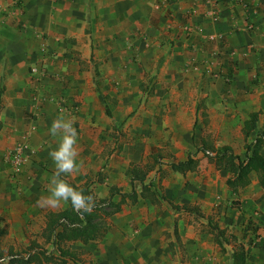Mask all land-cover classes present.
Wrapping results in <instances>:
<instances>
[{
	"label": "crops",
	"instance_id": "obj_1",
	"mask_svg": "<svg viewBox=\"0 0 264 264\" xmlns=\"http://www.w3.org/2000/svg\"><path fill=\"white\" fill-rule=\"evenodd\" d=\"M32 66L46 75L38 80ZM58 101L78 114L59 113ZM252 112L263 130L264 0H0V229L24 247L41 245L45 214L67 207L42 203L58 115L78 133L79 171L62 178L88 181L104 198L113 186L130 191L126 169L140 159L138 138L162 130L157 115L165 134L191 150L197 128L200 136L238 135ZM24 136L31 161L12 176L5 156ZM170 146L174 162L186 159L177 154L183 147ZM249 177L225 196L213 175L173 172L160 182L164 200L127 201L101 240L70 248L81 253L78 264H234L238 248L239 262L264 264V187Z\"/></svg>",
	"mask_w": 264,
	"mask_h": 264
},
{
	"label": "trees",
	"instance_id": "obj_2",
	"mask_svg": "<svg viewBox=\"0 0 264 264\" xmlns=\"http://www.w3.org/2000/svg\"><path fill=\"white\" fill-rule=\"evenodd\" d=\"M257 121L258 113L252 112L243 122L244 139H247L250 133H255L253 140L244 145L243 157L235 154L228 145L214 148L203 138L200 140L201 145L194 153H202L214 163L217 169H225L229 172L225 185L232 192L245 188L250 183L251 173L256 175L259 185L264 187V157L260 154L264 146V129H256ZM159 151L158 149L152 150L145 162L129 164L125 172L131 187L129 192L121 193L119 188L113 186L109 188L106 197L100 198L94 193L88 181L81 185L71 184L77 189H82L86 195L92 196L95 205L92 211L80 214L68 203L67 207L59 212H48L44 216V227L39 235L42 239L41 245L32 241L25 248L26 251L18 253L9 249L6 254L0 248V257H10L7 264H78L80 253L72 250L70 245L75 242L87 244L101 240L110 227L109 218L121 211L127 201L134 204L140 197L155 204L159 198L164 200L163 196H156L150 183H146L148 174L153 170H159L162 165V156ZM194 154L189 152L185 160L168 163L170 171L182 175L195 171L197 161L193 157ZM137 187L140 188L139 191ZM115 195L120 196L117 202L113 201ZM168 203L174 210L189 209L187 205L178 207ZM4 235L5 230L0 229V246ZM242 256V248H238L233 255L234 264H243L239 262Z\"/></svg>",
	"mask_w": 264,
	"mask_h": 264
},
{
	"label": "rangeland",
	"instance_id": "obj_3",
	"mask_svg": "<svg viewBox=\"0 0 264 264\" xmlns=\"http://www.w3.org/2000/svg\"><path fill=\"white\" fill-rule=\"evenodd\" d=\"M160 105L162 104H158L157 107H160ZM155 117V116H154ZM156 123L162 126V130L157 134V133H147V134H143L138 138V143L141 144L142 146V151H141V156L138 162L142 161L145 162L147 157L149 156V150L152 146H155L158 150H160V154L162 156L161 162L162 165L159 167V170H153L152 172H150L146 178V182H150V184L154 187H157L158 189V195L160 196L159 192H163V189L160 185V182L162 180H164L166 177H168L171 173L170 168L168 166V163L172 162V159L174 161V154L171 153L170 149L171 146L170 145H174V143L176 142L177 146H181L183 148L178 149L177 154L180 156H187L188 153H195L196 152V146L197 145H201V143L199 142V138H203L204 140L206 139V141H208L209 144H218V142H220L218 146H221L223 144H229L234 153L243 157L244 155V145L246 143H248L249 141H251V138L248 137L247 139L243 138L242 132H240V134H232V135H222V134H216L215 132H210L209 134H199L198 132V128L196 132H193V134L191 135V142L192 143V149H186L185 144H182V139L174 138V136L171 135H167L165 134V130L164 128L167 126H165L164 124H166L167 120L165 118H161L160 116H156ZM149 126H151V123H148ZM195 127V126H193ZM112 141H114L115 139H117L119 142L122 143H132V138L131 136H127V135H113L111 136ZM171 143V144H170ZM151 144V145H150ZM185 147V148H184ZM147 148V149H146ZM197 154V153H196ZM196 154H194V158L196 157ZM199 154V158H195V160L197 161V167L195 171L193 172H187L188 174H195V175H199V174H206V175H213L215 179H213L214 184L216 186H218V190L223 193L225 196L228 195V193H232L231 190H229L227 188V186L225 185V180L229 177V172L225 169H217L214 165V163L209 160L206 156H204L202 153L198 152ZM116 159V158H115ZM114 159V160H115ZM170 161V162H169ZM135 162V163H138ZM255 180H257V178H253ZM212 181V180H211ZM205 185H212V182H205ZM139 187H137V191H139ZM242 189H239L235 192H238ZM96 195L101 194V192H96ZM229 199H227L228 201ZM231 201V200H230ZM229 202V201H228ZM169 204V203H168ZM230 205L235 206V202L231 201ZM206 219V218H205ZM206 221V220H205ZM111 221H109L110 223ZM219 234H221V232H218ZM29 236H37L38 237V233H29ZM222 238L225 239V241H229L230 235L227 232H224L222 235ZM40 239V238H39ZM41 240V239H40ZM231 241H233L232 237H231ZM0 248L3 250L4 254L7 253V251L9 249H11L14 252H23L26 251L27 249H25L26 247L22 246L20 244V241L18 242L15 239V236H10L8 234L4 235L1 239V246ZM81 254V253H80ZM79 254V255H80ZM80 258L81 255L79 256ZM85 261L87 262V257H84Z\"/></svg>",
	"mask_w": 264,
	"mask_h": 264
},
{
	"label": "clouds",
	"instance_id": "obj_4",
	"mask_svg": "<svg viewBox=\"0 0 264 264\" xmlns=\"http://www.w3.org/2000/svg\"><path fill=\"white\" fill-rule=\"evenodd\" d=\"M72 118L58 115L50 124L49 135L59 137L57 146L48 155L54 164V172L48 181V194L42 198L44 205L57 207L61 203H70L78 213H90L95 206L93 198L82 189L70 185L62 175H70L79 171L77 141L78 133L73 126ZM8 256L0 257V264H7Z\"/></svg>",
	"mask_w": 264,
	"mask_h": 264
},
{
	"label": "built area",
	"instance_id": "obj_5",
	"mask_svg": "<svg viewBox=\"0 0 264 264\" xmlns=\"http://www.w3.org/2000/svg\"><path fill=\"white\" fill-rule=\"evenodd\" d=\"M30 73L35 76L38 80H41L45 75L44 66H32ZM59 113H67L70 116L78 114V106H66L63 102H56ZM31 161L30 147L28 144L27 137L24 136L20 139L15 146L5 156V163L9 166V174L12 176H18L22 170H24Z\"/></svg>",
	"mask_w": 264,
	"mask_h": 264
}]
</instances>
